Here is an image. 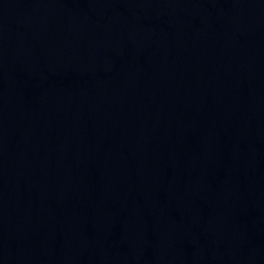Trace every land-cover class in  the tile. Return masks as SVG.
Segmentation results:
<instances>
[{"label": "water", "instance_id": "water-1", "mask_svg": "<svg viewBox=\"0 0 264 264\" xmlns=\"http://www.w3.org/2000/svg\"><path fill=\"white\" fill-rule=\"evenodd\" d=\"M0 264H264V0H0Z\"/></svg>", "mask_w": 264, "mask_h": 264}]
</instances>
